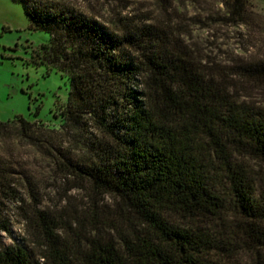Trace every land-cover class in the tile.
<instances>
[{"label":"trees","instance_id":"16d2710c","mask_svg":"<svg viewBox=\"0 0 264 264\" xmlns=\"http://www.w3.org/2000/svg\"><path fill=\"white\" fill-rule=\"evenodd\" d=\"M16 1L49 35L29 62L69 90L58 128L0 120V143L24 142L50 170L0 147V264H264V15L249 0L203 8L200 29L256 32L221 49L222 33L197 39L172 0ZM15 218L34 260L2 241ZM74 223L89 229L81 246L59 233Z\"/></svg>","mask_w":264,"mask_h":264},{"label":"rangeland","instance_id":"374dc122","mask_svg":"<svg viewBox=\"0 0 264 264\" xmlns=\"http://www.w3.org/2000/svg\"><path fill=\"white\" fill-rule=\"evenodd\" d=\"M79 4H86L88 0H68ZM112 3L125 4L123 0H110ZM133 4L127 10L145 11L153 3L151 0H131ZM107 3V0H100ZM250 8L264 15V0H249ZM178 11L185 15L187 22L193 27V34L197 39H203L205 33H222L219 41L223 45L221 49L236 47L233 33H256L253 28L242 26H219L213 29H200L195 22L196 15L202 13L203 8L208 5H218V0H172ZM220 5V4H219ZM118 6V7H119ZM221 6V5H220ZM117 7V6H116ZM221 9L223 7L221 6ZM229 33V34H227ZM49 35L45 32L33 30L30 26V19L26 15L22 4L16 0H0V120L9 121L16 115H22L29 121H41L46 127L58 128L62 123L60 114L61 108L67 101L69 90V79L56 69L48 70L45 65L36 66L29 62L34 49L47 41ZM227 43V44H226ZM218 53H220L218 51ZM40 109L35 114L36 107ZM2 151L12 148L16 155H21L27 159L29 169L40 172L44 175L50 173L47 161L39 155L36 158L31 148L26 147L24 142L18 139H8L0 143ZM0 149V150H1ZM57 185V184H56ZM56 189V187H54ZM54 191L46 195V201L54 203ZM73 204H78L82 209L85 200H82L80 192L72 190ZM57 196V194H56ZM64 203V201H63ZM14 219L12 224V235H2L5 244L16 242L23 246L32 260L36 259L40 252L39 242L28 232L22 222ZM86 232L78 234V225L74 223L71 228L65 227L60 230L63 239L75 246L82 245V238L87 236ZM103 232L107 234L108 229ZM114 232V231H112ZM110 232V233H112ZM114 234V233H113ZM115 236V235H113Z\"/></svg>","mask_w":264,"mask_h":264}]
</instances>
